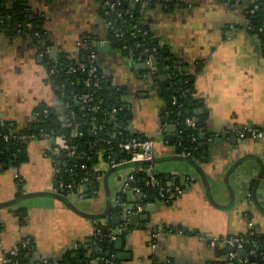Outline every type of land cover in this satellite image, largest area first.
I'll return each instance as SVG.
<instances>
[{
	"label": "crops",
	"instance_id": "obj_1",
	"mask_svg": "<svg viewBox=\"0 0 264 264\" xmlns=\"http://www.w3.org/2000/svg\"><path fill=\"white\" fill-rule=\"evenodd\" d=\"M29 4L45 18L48 44L0 32V127L14 133L37 124L42 107L63 115L49 61L63 58L79 65L96 44L113 43L102 0H29ZM141 4L140 23L168 49L188 84L186 111L206 124L201 128L207 139L200 160L180 150L167 88L155 82L148 85L140 67L118 47L111 52L97 50V62L111 89L122 91L131 136L155 141L152 172L163 181L187 180L190 188L169 201L145 202L142 212L136 213L139 198L128 195L123 201V185L132 176L146 178L150 169L111 166L101 156L95 165L93 194L87 198L62 195L57 178L60 155L49 140L26 138V160L17 169L0 170V264L14 262L11 252L26 239L33 242L37 261L60 262L78 248L90 250L100 221L91 216L104 214L109 206L101 228L124 225L127 237L122 254L114 241L107 251L122 258L96 256L92 264H219L222 249L210 247L209 240L244 236L249 222L264 237V138L240 141L230 136L246 126L264 127L261 38L248 31L243 10L234 9L229 0H144ZM117 155L116 162L125 159L124 152ZM119 204L123 211L116 208ZM129 209L140 216L133 225ZM117 213L121 217L115 218Z\"/></svg>",
	"mask_w": 264,
	"mask_h": 264
},
{
	"label": "trees",
	"instance_id": "obj_2",
	"mask_svg": "<svg viewBox=\"0 0 264 264\" xmlns=\"http://www.w3.org/2000/svg\"><path fill=\"white\" fill-rule=\"evenodd\" d=\"M109 1L114 2L116 0ZM142 1L144 2V0H139L133 3L122 2L117 5L116 12L112 13L111 18L118 20V25L125 32V36L121 39H115L110 36V40L116 43L118 48L123 50L127 46L134 52L131 58L140 67L139 72L143 77H147L150 74V71L144 67L143 63L148 56H153V60L156 62L153 65V77H161L165 75V71L168 70L170 72L169 69L175 66L176 60L172 58L166 47L159 45L152 31L140 23L139 16ZM229 3L234 9L243 10V14L248 20V26L252 27V31L255 34H258V29L264 27V0H229ZM256 7L257 9H255ZM118 14H120V18ZM28 23L32 24L31 28L27 27ZM44 25L45 18L41 14L33 11L29 0H0V32L5 31L10 35L17 34L26 38L29 37L37 43H47L48 36L44 30ZM138 30L141 33H138ZM36 34L40 35L39 39L35 38ZM259 36L262 39V36ZM137 44H141L143 46L142 49H137ZM143 50H148L149 53L144 55ZM92 52L96 55V50L90 49L88 56ZM126 53L129 55L128 51ZM59 60L70 64L66 59L60 58ZM99 73L101 77L105 76L102 79L100 88H95L93 85L86 87L88 78L84 74L67 75L61 72V74L50 75L51 83L55 90L56 87L64 86V88L56 90L58 96L63 101V115L60 116L52 109L47 108L50 111L49 117L43 118L41 116V122H38L34 126L27 127L15 133L7 126L0 127V170L9 167L17 169L26 160V138L40 136L41 131L57 135L64 134L71 144L76 145L77 156L75 158H69L65 154H61L56 157L61 161V166L59 167L60 174L57 175V178L59 179L62 176L65 182L83 180L86 177L83 173L84 171L82 172L81 166L85 165L89 172L87 178L93 182L90 190V195H92L96 183L95 165L98 158L103 156L107 160L110 148H112L115 154L121 153L119 140H116V132L119 129L123 132L124 138L131 137V133L128 131L125 123L127 121V110L124 108L121 98L122 91L111 89L108 85L106 75L101 68ZM172 74L174 73L171 71L169 76ZM179 81L176 79L172 84L180 91ZM91 83L93 84L94 82L91 81ZM187 89L188 86H184L181 94L177 96L179 98L181 97L179 106L172 108L173 116L171 118L179 128L178 144L180 150L194 156L193 160H200L203 153L202 141L200 139L202 127L200 123L198 128L194 130L185 129L183 126V122L187 118L184 114L190 103V93H187ZM85 92L91 93L94 99L93 104L74 106L73 109L76 113V118L75 120H71L68 107L73 105L76 97ZM92 105H98L101 109L90 114L89 117H83L87 113V109ZM45 108L42 107L40 111L42 112ZM114 109L117 110L116 113L113 112ZM179 113H183L182 118L179 117ZM94 128L98 129L97 134L92 133ZM74 131L75 134H73ZM192 135L198 138L197 142H192ZM6 136H9L8 140H5ZM68 169H73L74 173L70 174L67 172ZM144 191L146 196L143 203L163 199L159 198L152 190L147 189ZM97 229L100 230V233L96 232L94 245L90 248L91 251L78 248L66 254L60 262L48 261L47 264H92L91 261L94 257L103 258L106 252L111 249L113 240L110 237L108 229L105 232L104 228H101L100 225L97 226ZM169 231L172 230L167 229V232ZM181 232L186 234L185 231ZM248 238L251 240V244L246 247L247 251L255 249L258 252V258H254L250 264H264V259L261 257V254L264 253V237L255 235L254 237L248 236ZM97 248L99 252L96 251ZM230 251H232L231 248L222 249L219 251V255L224 257ZM10 264L45 263L34 259V246L33 242L30 241V247L25 250H20L17 261L10 262ZM219 264H227V262L221 261ZM234 264L244 263L235 261Z\"/></svg>",
	"mask_w": 264,
	"mask_h": 264
},
{
	"label": "built area",
	"instance_id": "obj_3",
	"mask_svg": "<svg viewBox=\"0 0 264 264\" xmlns=\"http://www.w3.org/2000/svg\"><path fill=\"white\" fill-rule=\"evenodd\" d=\"M137 2L139 0H116L114 2H111L109 0L104 1L103 5L105 7V18H106V24L109 28V31L111 32V36L115 39H121L125 36V32L121 29V27L118 25V20L115 18H111V15L113 12H116L117 5L122 2ZM257 9V7L255 8ZM118 17L120 18V14H118ZM28 28L32 27L31 23L27 24ZM248 31H252V27L248 26ZM138 33H141L140 30L137 31ZM147 34V33H144ZM258 34L262 36V46L264 48V27H260L258 29ZM36 39L40 38L39 34L35 35ZM261 38V37H260ZM141 44H137V49H142ZM124 51L129 52V56H133V51L129 49L127 46L124 47ZM49 49L45 48V52L48 53ZM149 52L148 50H143V54L147 55ZM153 56H148L146 60L144 61V67L151 71H153ZM49 74L50 75H57L61 74V72L67 74V75H80L84 74L87 76L88 81L86 83V87H90L93 85L95 88H100L102 79L105 77H101L100 75V66L97 62V56L95 53H90V55H87V58L84 63L76 65V64H66L64 62H61L59 59L57 60H51L49 61ZM91 81L94 83L92 84ZM62 87H56V90L62 89ZM181 98V97H180ZM179 97H174L172 100V106H179ZM93 97L91 93L85 92L76 99H74L73 105H70L69 108V116L71 120H75L76 113L73 109L75 106H87L93 104ZM101 108L98 105H92L87 109V113L83 115V117H89L90 114H93L96 111H99ZM50 111L45 108L42 112L40 111L37 116V122H41V116L43 118H48ZM114 113L117 112L116 109L113 110ZM171 114L173 115V111L171 110ZM199 125V121L194 117H187L184 122L183 126L190 130L197 129ZM98 129L94 128L92 130L93 134H97ZM40 136L49 140L54 147L55 152H57L59 155L65 154L69 158H75L77 156V147L76 145H73L69 142L67 137L64 134H50L46 133L44 131L40 132ZM230 136H234L236 139L240 141H246V140H252V141H258L264 138V127H252V126H246L243 128L237 129L233 134ZM9 136L5 137V140H8ZM23 139V138H22ZM116 140H119V148L122 152H124L126 158L122 159L119 162H116L115 156L116 154L112 151V148H110V152L107 157V161L110 163L111 166H118L119 164L125 165L128 163L133 162H151L155 158V141L152 139H141L136 136H131L129 138L123 137V132L119 129L116 132ZM192 142H197L198 138L195 135L191 136ZM188 158L194 159V156L190 154H186ZM150 170L153 171V165H150ZM82 172L84 173L85 177L89 176V172L87 170V167L85 165L81 166ZM67 172L70 174L74 173L73 169H68ZM60 174V169H57V175ZM81 179L80 181L72 180L69 182H65L63 180V177L60 176L58 179V190L59 193L62 195L66 194H77L80 198H87L91 187L93 185V182L91 180L89 181L88 178ZM142 183V184H141ZM131 184H133V187L131 188ZM141 184V185H140ZM191 183L187 180L180 181L176 177L169 178L167 181H163L160 178L156 176H151L149 178H135L131 177L129 181L125 182L124 184V191L132 190L133 193H135L136 196L143 195L141 199H139L136 207L135 212L141 213L142 212V204L143 200L146 196V193L144 190H152L154 193H156L159 198H163L166 200H171L172 198L182 195L186 190L190 188ZM102 219L97 223L98 225L101 224ZM110 237L114 241L117 238H126L127 237V231L124 227V225H121L119 227H111L108 228ZM96 232L100 233V230L96 228ZM167 233H173V231H169ZM178 233H182L179 231ZM158 234H154L153 237L156 238ZM257 235L256 228L252 222H249L248 224V233L244 236L239 237H233L230 239H212L209 240V246L214 249H225V248H231L232 251H230L226 256L223 257V261H226L227 264H234L235 261L242 262L244 264H250L252 263L254 258H258V252L255 249H252L250 251H247V246L251 244V240H249V237H254ZM30 247V240L26 239L23 241L18 248L13 250L11 252V256L15 258V261H17L18 253L20 250H25ZM245 251V257L240 258L239 252ZM261 257L264 259V253L261 254ZM14 261V262H15ZM45 264L48 263V261H43ZM171 264V263H167Z\"/></svg>",
	"mask_w": 264,
	"mask_h": 264
},
{
	"label": "water",
	"instance_id": "obj_4",
	"mask_svg": "<svg viewBox=\"0 0 264 264\" xmlns=\"http://www.w3.org/2000/svg\"><path fill=\"white\" fill-rule=\"evenodd\" d=\"M226 1H228V0H226ZM95 48H96V51L98 50V51H104V52H111L112 48H117V44L116 43H111V42H106L103 45L102 44H96ZM155 64H156V62L154 61L153 65H155ZM169 70H170V72L172 71L174 74L169 76L170 72L167 70V71H165L166 72L165 75H163L161 77H159V76L153 77L154 76V72L152 73L150 71V74L147 76V79H145V80L148 82V85L151 84V82H155L157 86L158 85H162L163 88H167V92H169V94L172 95V96H170V99H171L170 105L172 107L173 98L177 97L179 94H181V92L183 90V87L187 86L188 84H187L186 81H184L183 78H181V75H180V72H179V68L176 65V62H175V66L170 68ZM184 71L187 72L186 69H184ZM176 79L180 80L179 81L180 91H179V89L174 87L175 86L174 84H172V82L174 80H176ZM109 86H110V83H109ZM187 93L189 94L188 89H187ZM197 114L198 113L194 112V115H197ZM199 114L202 115V112H200ZM184 115L187 116V117L191 116V112L190 111H186ZM179 117L182 118L183 117V113H179ZM200 125H201L202 128H205V126H206L203 118L200 119ZM200 139L203 142V145H206V139L207 138H206V136L204 134H202L200 136ZM216 141H218V140H216ZM204 153H206V152H204ZM115 157H116L117 160L119 159L118 155L115 156ZM154 163H155V158L151 162H133V163L125 164L123 166H128V165L129 166H135V167L136 166L137 167L144 166V167L150 169L149 168L150 165H153ZM147 174H148V176L146 178H149L151 176H156L157 175V174L153 173L151 170ZM139 177H140V175H139ZM132 187H133V184H131V188ZM123 189H124V185H123ZM123 189H122V192H121L123 201L127 199L128 195H133V197L135 199H137V198L141 199L143 197V195L136 196L135 193H133V191L131 189L127 190V191H124ZM56 196H57V198H61L62 199L61 195H56ZM109 208H110V206H109ZM109 208H107V212H105L104 214L95 215V216H91V217L94 220H101V219L105 218L106 216H108V213H110V209ZM116 208L118 209V211H123L124 210V207L122 205H120V204L117 205ZM127 214L129 215V222H130L131 225H133L134 221H137L140 218L139 215L133 213V209L127 210ZM114 216H115V218H116V216L117 217H121V214L117 213V215L115 214ZM104 230L106 232V228H104ZM256 233H257L258 236H261L260 235V230H256ZM114 244L116 246V250L121 253L123 251V246H124L123 239L122 238L115 239L114 240ZM96 251L98 252L99 249L97 248ZM105 257L107 259H112L113 261L114 260L116 261V260H119L120 258H122V256L120 257V255L112 256L111 252H106ZM239 257L240 258H244L245 257V251H240L239 252ZM14 260H15V258H14ZM103 264H107V262L104 261Z\"/></svg>",
	"mask_w": 264,
	"mask_h": 264
},
{
	"label": "flooded vegetation",
	"instance_id": "obj_5",
	"mask_svg": "<svg viewBox=\"0 0 264 264\" xmlns=\"http://www.w3.org/2000/svg\"><path fill=\"white\" fill-rule=\"evenodd\" d=\"M260 37V36H259ZM126 52V51H125ZM174 106H172L171 108H170V111L172 110V108H173ZM173 115L170 113V117H172Z\"/></svg>",
	"mask_w": 264,
	"mask_h": 264
}]
</instances>
